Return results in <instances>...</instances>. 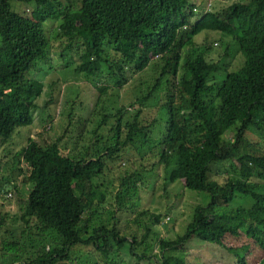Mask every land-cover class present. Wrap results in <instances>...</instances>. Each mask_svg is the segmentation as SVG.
I'll list each match as a JSON object with an SVG mask.
<instances>
[{"label": "trees", "instance_id": "16d2710c", "mask_svg": "<svg viewBox=\"0 0 264 264\" xmlns=\"http://www.w3.org/2000/svg\"><path fill=\"white\" fill-rule=\"evenodd\" d=\"M51 20L58 21L53 31L45 24ZM208 29L237 43V66L225 62L227 44L219 58L207 57L212 42L194 35ZM52 38L61 57L73 52L76 70L105 71L113 83L96 85L88 117L76 118L66 99L61 131L46 137L45 123L13 153L26 190L0 176V196L11 183L18 206L10 214L0 202V264H98L86 246L105 263L117 264L120 249L151 260L148 237L161 214L132 197L158 165L166 181L208 197L194 205L181 234L157 237L160 264H191L178 253L194 235L233 252L236 264H252L251 248L264 254V0L218 8L191 0H0L1 145L33 123L44 82L31 74L50 59ZM147 67L153 72L139 81L143 88L121 100L127 72ZM119 158L135 166L119 175L111 202L101 177ZM106 202L110 225L98 215ZM123 212L133 214L124 229ZM241 234L249 241L224 243L225 235Z\"/></svg>", "mask_w": 264, "mask_h": 264}, {"label": "rangeland", "instance_id": "374dc122", "mask_svg": "<svg viewBox=\"0 0 264 264\" xmlns=\"http://www.w3.org/2000/svg\"><path fill=\"white\" fill-rule=\"evenodd\" d=\"M191 1H194L197 7L218 8L232 0ZM17 6L19 9H28L31 15L35 14L31 4L18 2ZM45 24L48 29L53 31L58 21L51 20L45 22ZM204 36H206L207 41L212 42L210 50L206 52L208 58H219L224 53L227 44L229 52L225 59L226 64L230 68H234L241 62L242 56L237 49V43L235 42L234 44L223 32L210 29L203 30L194 35V40L199 43L200 39ZM52 41L54 50L51 52L50 59L47 62H42L31 74L34 78L44 82L43 92L37 99L40 107L34 110L33 123L18 127L8 143L0 144V158L3 164L2 168H0V176L10 175L13 177L14 184L19 185L22 192H25L26 187L20 183L21 176L18 173L16 165H14L15 163H12L11 157L13 153L27 142L28 136L35 135L37 131L43 130L45 123L48 128V132L44 131L46 137L49 135L56 136L61 131L65 118L60 112L66 99L70 101L67 109H71L76 118L88 117L91 114V106L97 93L96 85L105 83L111 85L113 83V80L105 71L102 74L100 73L101 76H86L84 72L76 70L74 67L77 58L73 52L68 50L66 51L70 53L68 57H61L57 50L59 49L58 46H60V40L54 38ZM146 69L135 73L127 72V79L118 91L121 100L127 101L131 99L134 91H139L140 87L143 88L144 84L139 81L149 79L153 72L149 67ZM116 91L114 90L113 92L116 93ZM45 101H47V104ZM51 113L52 116L50 115ZM42 116H45L44 123L41 120ZM4 146L7 148L6 151H3ZM118 160L114 164V167L101 177L106 183L107 192H110H108L107 199L111 202L113 192L118 188L119 175L135 166L132 160L129 161L126 158H119ZM156 171L145 172L146 183L141 185L142 187L132 197V200L138 202L141 207L161 214L160 222L151 224L154 232H150L148 237L151 252L155 253V256L151 260L137 259L126 250L120 249L117 251V255L114 256L117 264H160L159 256L164 252L158 246L157 237L175 238L181 234L185 230L187 222L191 219V210L194 205L198 203L202 204L208 200L207 196L206 199L204 198L205 192L184 188L179 180L173 182L166 181L163 177L164 170L161 165L157 166ZM5 187H9L8 193L0 196V202H3V209H8L10 214H13L18 210L13 186L11 183H7ZM4 196H8L10 199H6V197L2 198ZM98 215L108 225L113 221V213L107 202L105 203V209L100 211ZM132 216L133 214L130 212L120 213L118 215L120 221L119 227L124 229L128 219ZM223 240L226 245L232 246L249 241L242 234L238 236L225 235ZM86 247L93 250L92 257L97 258L98 264H113V262H108L109 260L105 263V260L99 255V251L93 249L92 246ZM184 247L186 249L178 254L191 264H236L233 252L214 242L202 240L195 235L187 240ZM164 251L166 253L168 250L165 249ZM263 255L257 247L251 248L248 254L252 264H259L258 261H260Z\"/></svg>", "mask_w": 264, "mask_h": 264}]
</instances>
